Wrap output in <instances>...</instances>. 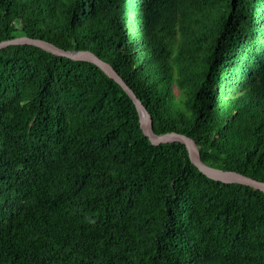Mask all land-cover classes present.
<instances>
[{"label": "trees", "instance_id": "trees-1", "mask_svg": "<svg viewBox=\"0 0 264 264\" xmlns=\"http://www.w3.org/2000/svg\"><path fill=\"white\" fill-rule=\"evenodd\" d=\"M110 63L156 133L264 181V0H0V42ZM0 264H264V191L152 144L97 64L0 49Z\"/></svg>", "mask_w": 264, "mask_h": 264}, {"label": "water", "instance_id": "water-1", "mask_svg": "<svg viewBox=\"0 0 264 264\" xmlns=\"http://www.w3.org/2000/svg\"><path fill=\"white\" fill-rule=\"evenodd\" d=\"M18 44L35 45L58 56L67 57L72 60L90 61L97 64L106 72L108 76L115 79L133 99L139 113L141 128L152 144L158 145L161 143L181 142L186 145L192 163L195 164L198 169L209 178L224 183H240L264 191L263 180H258L235 170H224L205 163L201 158L199 146L192 137L175 131L160 134L156 133L154 130V120L152 114L135 94L134 90L125 82V80L110 63L100 58L93 51L82 49H64L47 40L30 36H19L2 41L0 42V49L9 45Z\"/></svg>", "mask_w": 264, "mask_h": 264}]
</instances>
